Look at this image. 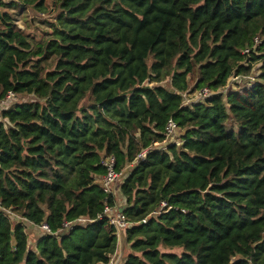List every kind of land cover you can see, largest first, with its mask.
<instances>
[{"label": "trees", "instance_id": "16d2710c", "mask_svg": "<svg viewBox=\"0 0 264 264\" xmlns=\"http://www.w3.org/2000/svg\"><path fill=\"white\" fill-rule=\"evenodd\" d=\"M47 1L17 0L39 13ZM52 1L41 35L0 2V99L33 97L2 112L0 206L53 232L95 219L115 202L99 183L112 155L129 221L172 209L117 234L101 219L59 237L0 211V264H105L119 235L121 264H264V0ZM255 63L252 84L182 105L181 93L217 90ZM169 118L180 143L130 167Z\"/></svg>", "mask_w": 264, "mask_h": 264}, {"label": "built area", "instance_id": "2783aa9c", "mask_svg": "<svg viewBox=\"0 0 264 264\" xmlns=\"http://www.w3.org/2000/svg\"><path fill=\"white\" fill-rule=\"evenodd\" d=\"M262 42V39L259 35H256L253 38V43L251 46H247L242 50V54L245 56V59L240 63L243 66L248 65V55L254 50L256 47H258ZM256 65V63H255ZM259 70L255 71L254 64H252V68L248 74H232L226 84L217 89L212 90L208 87H203L200 89H197L193 92H184L181 93V96L183 97L182 105L187 106L199 102H206L209 99H211L215 94H221L226 95L230 91L238 90L239 87H230V82L232 85L234 84H243L250 85L256 80V76L258 74ZM241 88V87H240ZM18 100V94L14 91H8L1 99H0V121H3L2 118V112L13 107L15 104H17ZM180 131V128L176 121L173 118H169L165 125V137L164 140L161 142H154L152 145L141 149L133 159V161L129 164L130 167L137 165L141 161H143L146 157V155L153 150H161L164 149L167 145L177 142L175 140V137ZM101 164L105 168V173L99 178V183L102 187L103 192L106 195H111L115 197V202L112 205L106 204L103 208V211L101 214H99L95 219H89L86 217H79L71 221H63L62 226L55 232L51 230V228L46 223H40L35 224L33 222L28 221L26 218L22 217L19 213L13 210V208H5L0 206V211H2L11 221L13 225L17 224H26L30 226L33 229H36L43 235H51L59 237V234L61 233H68L71 231L75 226H85L90 223L95 222L96 220L105 219L107 223L115 228L116 234L119 230H126L131 228L134 225L144 224L147 221V218L154 214H159L161 212L168 211L172 209V206L167 205L165 201H161L158 205V207L152 211L147 217L141 219L140 221H129L126 217V214L124 212L126 208V201L125 198L117 197L116 191L119 189L120 185L123 183L125 178L127 177V174L123 172L122 170L116 169V160L115 157L110 155L102 159ZM181 212H184L182 210ZM105 264H118L113 254L109 261Z\"/></svg>", "mask_w": 264, "mask_h": 264}, {"label": "rangeland", "instance_id": "374dc122", "mask_svg": "<svg viewBox=\"0 0 264 264\" xmlns=\"http://www.w3.org/2000/svg\"><path fill=\"white\" fill-rule=\"evenodd\" d=\"M13 2L14 6L10 8V12L13 16V20L17 27H19L22 30L29 31L32 34L35 35H41L43 31H48L50 29V23H52L57 14L56 7L52 0L47 1V9L44 13H39L36 11H32L29 8L21 5L17 2V0H0V2ZM260 65V64H259ZM258 63L257 65L254 64L255 71L258 70L259 67ZM164 85H167V80H165ZM230 87H242L243 84H234L230 82ZM238 88V89H239ZM33 100V97L31 95H20L18 94V100L17 103L25 102V101H31ZM180 136V131H178L175 140L178 141ZM180 143V142H178ZM118 190L116 191V196L122 198L123 196H120L118 194ZM171 251H174L176 253H179L180 250L173 249Z\"/></svg>", "mask_w": 264, "mask_h": 264}, {"label": "crops", "instance_id": "0c3cea01", "mask_svg": "<svg viewBox=\"0 0 264 264\" xmlns=\"http://www.w3.org/2000/svg\"><path fill=\"white\" fill-rule=\"evenodd\" d=\"M29 244H30L29 247H31V248L34 249V247H35L34 241H32V242L29 241ZM128 252H129L128 244H126L125 242H123L121 235H119L118 238H117L116 250L113 253V257H114L115 261L118 264H121L124 261V258L126 257V255H127Z\"/></svg>", "mask_w": 264, "mask_h": 264}]
</instances>
